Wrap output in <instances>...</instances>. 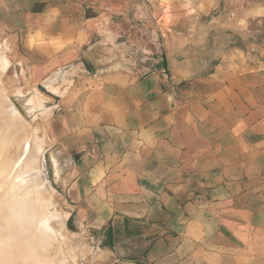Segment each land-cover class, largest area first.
<instances>
[{"label": "crops", "instance_id": "0c3cea01", "mask_svg": "<svg viewBox=\"0 0 264 264\" xmlns=\"http://www.w3.org/2000/svg\"><path fill=\"white\" fill-rule=\"evenodd\" d=\"M133 2L0 0L28 84L69 82L48 127L69 217L112 264H264V44L226 51L224 34L198 47L225 57L209 75L179 72L154 27L112 22Z\"/></svg>", "mask_w": 264, "mask_h": 264}, {"label": "rangeland", "instance_id": "374dc122", "mask_svg": "<svg viewBox=\"0 0 264 264\" xmlns=\"http://www.w3.org/2000/svg\"><path fill=\"white\" fill-rule=\"evenodd\" d=\"M135 1H137V3L133 2L123 14H113V11L109 10V16L113 17L112 22H116V17H126L127 32H142L143 30L154 27L152 32L157 33L158 36H155V41L151 42L152 51L156 50V52L159 53V56L167 53L168 58L170 61L174 62L177 71L179 72L181 71V66L184 64L187 66L189 65L191 68H201V73L197 74V76L209 75V73L216 68L220 61L225 57L216 55H199L198 47H206L209 44H215L220 41V36L224 34L231 35L232 37V42L226 41V51L234 47L245 49L246 44L251 42L254 43L255 48L256 46L264 44V0H157L152 3L147 0H145L144 3L140 0ZM135 4L139 6L143 5L144 7L141 8L137 6L134 8L133 6ZM148 17V21H145V18ZM150 18L151 21H154V23L157 22L156 26H154L153 23L150 25ZM104 26L106 25L104 24ZM172 33L184 36L186 40H167V34L169 35ZM130 43L133 44V54L136 53V50H140L141 52L143 44L141 41H134ZM0 50L2 52H0L1 59H5L3 60L4 62L2 61L3 65L0 60V93L2 92V94H4L3 97H0V115H3V108L5 105L1 98H5L7 101L11 102L16 99V96H21L20 99H23L22 102L17 99V101H20L21 104H14V113H11L14 114L12 116L15 117H12L14 119L11 118L14 123L13 125L17 123L19 128L28 125L33 129L34 134L31 140L37 146L39 145V148L41 147L40 161L43 183L45 186L49 184L50 187L56 191L53 195L54 200H51L52 207L49 208V210L51 209L49 211V217L58 221H55L53 225L55 230L59 229L62 231L60 232L59 230H54L55 232H51L52 237L54 234L57 236L54 235V244L48 248L47 252H40V248L38 246L34 249L40 259L38 260L37 257L36 264H50V262L51 264H59L55 261L56 258L54 256L58 255L56 252L60 251L63 255L60 257L62 264H65L66 262H68L66 264H112L111 262L114 259L109 256L108 252L98 246V239L94 237V234L85 231H77L71 217H69L68 200L64 195L61 183V178L64 174H67L68 176V169L65 168V166H67V162L65 160L62 163L58 162L51 149L52 142L50 141L48 135V127L51 124L53 110L55 108L54 106H56V102L53 100V97L58 99V97L63 96L66 93L67 87L61 88V86L68 85L69 82L63 76L53 74V78V75L50 76L38 86H30L27 82L25 66L22 67V65L19 64V61L11 52L12 50L9 43L3 38V36H0ZM2 55L4 58H2ZM228 58L233 59V57ZM165 63L166 65L168 64L166 61ZM56 76H58V78ZM54 78L55 80H52ZM60 78L61 80L59 82ZM55 83L58 86H56ZM51 85L55 88V90L51 87ZM49 86L50 89H48ZM54 91L56 92L54 93ZM57 92L60 93L58 94ZM43 99L46 100V103ZM51 102L54 103L51 104ZM38 111L41 113H38ZM47 111L49 115H47ZM23 114L24 118L22 117ZM23 121L24 125L22 124ZM18 129L16 128L17 134H21L22 132L24 133V131ZM19 134L14 136V139L12 138L13 141L15 140L18 144L20 143L19 141L22 140V134ZM3 137L8 139V136ZM13 141L8 145L10 149H14L18 146V144ZM42 167L45 171L44 173L42 171ZM60 215L63 218L60 217ZM64 217L66 220L63 221L65 222L62 220L61 222L59 219H64ZM59 233L62 234L61 237L64 236L65 241L64 238L62 239L64 242L59 241L61 240L59 239ZM56 237L58 238L56 239ZM54 247L58 249L56 250ZM39 252L41 254H39ZM18 260L19 258H13V262ZM46 260H50L49 263L46 262Z\"/></svg>", "mask_w": 264, "mask_h": 264}, {"label": "bare ground", "instance_id": "6f19581e", "mask_svg": "<svg viewBox=\"0 0 264 264\" xmlns=\"http://www.w3.org/2000/svg\"><path fill=\"white\" fill-rule=\"evenodd\" d=\"M2 58H4L3 55H2ZM0 60H1V64L3 65V62H4L3 60L5 59L2 60L0 56ZM53 77L54 75L52 76V78ZM56 77L58 78V76ZM52 80H55V78ZM47 81H50V80H47ZM56 86L58 85L56 84ZM51 87L53 86L51 85ZM48 89H50V86ZM55 92L56 91H54V93ZM0 95H1L0 97H3L4 94H2L1 92ZM20 98L21 96L20 97L16 96V99L12 100L11 102L7 101L5 98H1L2 101H4L5 105L3 108V115H0V264H36V260L38 256H37V252L35 253L34 249L38 246L40 248L39 250L40 252L41 251L47 252L48 248H50L51 245L53 246L54 241H55L53 237L54 235H56L53 233L54 235L52 237L51 232L55 230L53 225L55 221L57 220L49 217V213H50L49 211L51 210V209L49 210V208L52 207L51 200H54L53 195L56 193V191L52 189L49 184L45 186V184L43 183V179L41 176V161H40V158H41L40 148L41 147L39 148L38 147L39 145L37 146L34 142H32L31 139L33 138L34 131L30 126L25 125L22 128H19L17 123L13 125L14 123L12 119H14L15 117L12 116L14 114H11V113H14L13 111L14 104H17V105L21 104L23 99L21 100ZM8 99H11V98H8ZM17 99L21 100V102L20 101L18 102ZM53 100L56 102L57 98L53 97ZM44 101L46 103V100ZM53 103L51 102V104ZM44 105H47V104H44ZM20 112H21V109H20ZM38 113H41V112L38 111ZM47 115H49L48 111H47ZM22 117L24 118V114ZM24 121L23 123L21 122L23 125H24ZM16 128L17 129L19 128L18 130L24 131V133L23 132L21 133L22 140L19 141L20 142L19 144L15 142V140L13 141L14 139L13 137L19 134V133L18 134L16 133ZM3 136H6V137L8 136V139H6ZM12 141L18 144V146L14 149H10V147H8V145ZM65 161L67 162V160ZM42 171L43 173L45 172L43 167H42ZM51 213L53 214L52 211ZM58 214H61V213H58ZM60 217L62 216L60 215ZM62 218L59 220L60 221L66 220L65 217L64 219ZM59 231L61 232L62 230H59ZM59 234H60L59 239H61L59 241L64 242L65 241L64 236L61 237L62 234L61 233ZM57 238L58 237H56V239ZM63 238H64V241L62 240ZM55 249L57 250L58 248H55ZM40 252L39 254H41ZM56 253H58V255H56L57 257L54 256L56 258L55 261H57V263L59 264H62L61 263L62 260L60 259V257L63 255L61 251L56 252ZM64 254H65V251H64ZM13 258H19V260L16 262H13ZM38 260H40L39 257H38ZM49 261L50 260L48 261L46 260V262L48 263Z\"/></svg>", "mask_w": 264, "mask_h": 264}]
</instances>
